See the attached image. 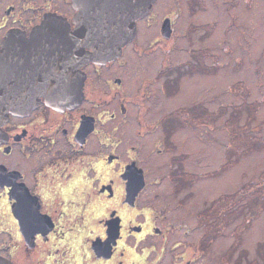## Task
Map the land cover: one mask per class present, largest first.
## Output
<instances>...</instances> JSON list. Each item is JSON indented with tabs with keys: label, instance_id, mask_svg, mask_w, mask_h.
<instances>
[{
	"label": "flooded vegetation",
	"instance_id": "obj_1",
	"mask_svg": "<svg viewBox=\"0 0 264 264\" xmlns=\"http://www.w3.org/2000/svg\"><path fill=\"white\" fill-rule=\"evenodd\" d=\"M216 1L154 0L148 13L136 21L135 36L119 58L102 66L88 63L79 68L84 73L83 99L76 107L58 111L40 96L31 112L10 114L0 125V257L12 264H249L245 258L244 263L235 259L233 244L226 249L217 246L216 236L224 228L201 226L202 211H190L195 219L192 223V216L188 219L177 210L171 215L165 210H137L136 200L146 186L144 171L145 186L134 205L125 202L121 175L130 163L142 168L133 158L124 161L115 152L108 153L107 148L117 146L119 139L108 136L106 125L127 117L139 123L137 107L145 104L147 93L124 95L119 88L129 87L126 76L110 78L106 73L103 88L90 83V68L98 73L122 61L125 49L141 37L144 27L158 28L156 40H166L164 23L173 34L177 4L191 14ZM77 16L75 0H0V47L9 34L29 37L48 18L73 29ZM161 76L166 93L165 87L176 79L168 71ZM52 79L42 78L43 88L52 85ZM107 106L113 107L112 112H107ZM132 106L136 111L128 116ZM111 168H117L122 181L118 191L107 178ZM106 198L131 210H101ZM114 223L118 232L112 243L114 226L110 225ZM106 242L108 253L96 251Z\"/></svg>",
	"mask_w": 264,
	"mask_h": 264
},
{
	"label": "rangeland",
	"instance_id": "obj_2",
	"mask_svg": "<svg viewBox=\"0 0 264 264\" xmlns=\"http://www.w3.org/2000/svg\"><path fill=\"white\" fill-rule=\"evenodd\" d=\"M175 9L178 15L168 39L156 40L158 28L144 27L141 37L125 49L122 61L89 72L92 86L103 88L108 73L110 78L129 79V87L119 88L127 97L147 93L145 104L137 107L139 123L127 117L106 125L108 136L119 139L117 146L107 148L108 153L115 152L124 161L133 158L144 171L146 186L135 208L170 211L169 215L177 210L188 219L192 216L193 223L190 211H202L203 218L222 194L237 192L245 184L264 183V0H231L230 4L217 0L191 14L178 4ZM196 62L201 68L191 71L190 64ZM166 71L178 84L174 94L166 95L162 89L163 78L158 75ZM195 104L211 116L195 126L177 127L166 138L163 116ZM107 109L110 113L113 107ZM131 109L128 116L134 115L136 106ZM232 115L238 130L252 143L249 149L236 148V156H228L234 137L226 122ZM182 174L193 179L178 191L172 176ZM107 178L117 191L121 188L117 168L107 170ZM103 204L101 210H131L115 199L106 198ZM202 220L203 227L224 228L216 236L219 248L233 244L235 259L241 263L264 264V208L243 227L241 219L230 224L212 217Z\"/></svg>",
	"mask_w": 264,
	"mask_h": 264
},
{
	"label": "water",
	"instance_id": "obj_3",
	"mask_svg": "<svg viewBox=\"0 0 264 264\" xmlns=\"http://www.w3.org/2000/svg\"><path fill=\"white\" fill-rule=\"evenodd\" d=\"M153 1L75 0L78 16L73 29L48 18L29 37L9 34L0 47V125L10 114L31 112L40 96L58 111L76 107L83 99L84 73L79 68L88 63L102 66L119 58L135 36L136 21L148 13ZM162 34L165 39L170 37L169 25L163 24ZM44 77L50 81L53 77L52 85L43 88L45 81L42 85L40 80ZM121 178L125 202L133 206L145 186L143 170L130 163ZM112 226L114 234L109 236L114 243L118 230L116 223ZM99 245L96 251L108 253L109 242ZM0 264L12 263L0 257Z\"/></svg>",
	"mask_w": 264,
	"mask_h": 264
},
{
	"label": "trees",
	"instance_id": "obj_4",
	"mask_svg": "<svg viewBox=\"0 0 264 264\" xmlns=\"http://www.w3.org/2000/svg\"><path fill=\"white\" fill-rule=\"evenodd\" d=\"M189 67L191 71L201 68V66L197 65V62L191 63ZM176 84L177 82L165 87L166 95L174 94L177 91L176 87L178 84ZM203 110L204 107H200L199 105L195 104L192 106L181 107L169 114H166L163 118L164 123L162 124L163 132L167 136L166 138H170L174 132V129L177 127L184 125L195 126L197 123H202V118L208 119L211 115L208 113H203ZM218 116L219 113L213 116V118H217ZM232 118L233 115L226 122L227 131L234 137V140H231V148L228 152V156H236V148L244 147V149H249V147H252V143L250 141L251 138L243 135L238 130L239 126ZM253 138L254 137H252V139ZM192 179L193 176L190 174L172 176V180L175 182V187L178 189V191L184 186L189 185ZM263 208L264 183L255 184V186H252V184H245L239 191L229 194H222L220 197L215 199L209 207L210 212L206 209L205 212L207 211L208 215L204 216L202 219H204V221L210 217H212L214 220L224 219L221 220L224 224H230L237 219H241L239 225L240 227H243L250 224L251 221L258 216L259 212ZM213 225H216V223ZM261 253L264 256V248Z\"/></svg>",
	"mask_w": 264,
	"mask_h": 264
}]
</instances>
